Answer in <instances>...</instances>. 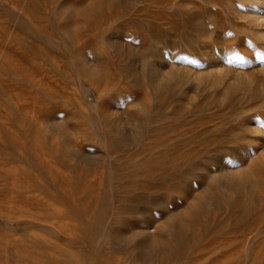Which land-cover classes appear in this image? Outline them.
I'll list each match as a JSON object with an SVG mask.
<instances>
[{
	"label": "rangeland",
	"instance_id": "374dc122",
	"mask_svg": "<svg viewBox=\"0 0 264 264\" xmlns=\"http://www.w3.org/2000/svg\"><path fill=\"white\" fill-rule=\"evenodd\" d=\"M263 99L264 0H0V264H264Z\"/></svg>",
	"mask_w": 264,
	"mask_h": 264
},
{
	"label": "bare ground",
	"instance_id": "6f19581e",
	"mask_svg": "<svg viewBox=\"0 0 264 264\" xmlns=\"http://www.w3.org/2000/svg\"><path fill=\"white\" fill-rule=\"evenodd\" d=\"M259 83H260V81H259ZM259 83H258V86H259ZM251 85H253L252 83H251ZM255 85V84H254ZM253 85V86H254ZM261 85V84H260ZM248 88V87H247ZM246 88V89H247ZM255 88H256V85H255ZM249 89H251V88H249ZM248 89V92L250 91ZM254 89V88H253ZM260 89H261V87H260ZM255 91V90H254ZM257 91H259L258 90V87H257ZM250 92H252V90L250 91ZM261 92V91H260ZM263 93V92H262ZM250 94V93H249ZM256 94V93H255ZM261 95V94H260ZM260 95H259V97H260ZM246 96V95H245ZM256 96H257V94H256ZM250 97V96H249ZM258 96H257V98H259ZM245 98V97H244ZM248 98V97H247ZM251 98V97H250ZM248 101H249V98L247 99ZM264 100V99H263ZM262 100V101H263ZM245 101H246V99H245ZM252 101H253V99H252ZM256 101L258 102V100L256 99ZM254 102H255V100H254ZM256 102V103H257ZM260 102V104L259 105H261V101H259ZM258 104V103H257ZM256 104V106H258ZM250 105V104H249ZM230 106V105H229ZM253 106V105H252ZM255 107V106H254ZM259 107V106H258ZM257 107V108H258ZM250 108H252V107H250ZM256 108V109H257ZM253 109V108H252ZM255 109V108H254ZM253 109V110H254ZM264 109V108H263ZM247 110V109H246ZM249 110H247V112H248ZM250 112V111H249ZM261 112H264V111H261ZM261 112H259L258 113V115H257V113H256V115H257V117L256 116H254V114H253V116H251V117H246L245 115V117L243 118V120H248V121H257V122H260V123H262V126H263V128H264V113L262 114ZM242 115V114H241ZM259 117V118H258ZM264 132V131H263ZM244 134V133H243ZM262 136H264V133H263V135ZM264 138V137H263ZM229 139V141H232V142H235L236 144L238 143V144H240L241 145V147L243 148V150H245V147L246 146H242V145H244V140H245V137L244 138H240V139H232V138H228ZM246 144V143H245ZM223 146H222V144H220V145H218V147L217 148H222ZM240 149V148H239ZM247 150V149H246ZM241 151V150H240ZM204 152V151H203ZM214 152V151H213ZM233 152L234 151H231L230 152V154H233ZM238 152V151H237ZM240 153V152H239ZM238 159V158H237ZM234 160V159H233ZM255 169V168H254ZM257 170H258V168H257ZM190 171V170H189ZM254 172V171H253ZM253 172H252V168H248L247 170H244L243 172H241V175L239 176V177H237V178H235V177H232V176H229L228 178H216L215 180H216V182H219V184H221V185H224L226 188H228V189H230L231 190V192L233 191V192H235V193H237L238 195H240V194H243L242 193V189L244 190V193H245V195L247 196V194L249 193V194H254V195H252V196H255L256 194H258L259 192L264 196V172L262 173V176L261 177H259L258 179H254L253 178ZM261 172V171H260ZM234 176V175H233ZM204 182V181H203ZM216 186H218V185H216ZM221 188V187H220ZM229 190V191H230ZM245 196V197H246ZM256 196H258L259 197V195H256ZM239 197H241V195L239 196ZM253 198V197H252ZM254 200V199H253ZM202 209V213L203 214H205L204 213V211H203V208H201ZM209 214V213H208ZM205 216V215H204ZM205 218H206V216H205ZM175 218H173V219H171V222L173 223L174 221H176V220H174ZM178 221V220H177ZM188 227V226H187ZM206 227V226H205ZM198 228V227H197ZM201 228V227H200ZM204 230H205V228L204 227H202ZM199 229V228H198ZM193 230V229H192ZM191 230V231H192ZM196 230V229H195ZM200 231H201V229H199ZM209 230V229H208ZM174 231V230H173ZM187 232V230H186V228H185V226H183L182 224H178L177 225V229H176V231L175 232H173V238H174V242H172V243H164L163 242V244H160V245H163L165 248V251H166V256H165V258H163L158 264H177L178 262H180V259H182V258H180V256H181V253L183 252V251H185V249L184 250H182L181 251V249H182V243L181 242H183V237L187 234L186 233ZM208 232V231H207ZM211 232V231H210ZM204 233V232H203ZM203 233H202V236H204L203 235ZM189 234V233H188ZM187 234V235H188ZM207 234V233H206ZM209 234V233H208ZM193 235H197V234H193ZM199 235V234H198ZM206 236H208V235H205V237ZM186 239H187V237H186ZM189 240V239H188ZM140 246V245H139ZM159 247V246H158ZM156 249H157V247H156ZM160 249H162V248H160ZM163 249V250H164ZM154 250V249H153ZM162 250V251H163ZM158 251H161V250H157V252ZM149 252V251H148ZM154 252V251H153ZM145 253V252H144ZM148 254V253H147ZM147 254H145V255H147ZM150 254V253H149ZM140 256H141V254H139ZM162 256H164L163 254H161ZM142 256L144 257V254L142 253ZM147 257V256H146ZM142 258V257H141ZM143 259V258H142ZM152 259V257H151V255H149L148 256V260H151ZM147 261V260H146ZM150 262V261H149ZM147 263H148V261H147ZM155 263V262H154Z\"/></svg>",
	"mask_w": 264,
	"mask_h": 264
},
{
	"label": "snow or ice",
	"instance_id": "6c2138e0",
	"mask_svg": "<svg viewBox=\"0 0 264 264\" xmlns=\"http://www.w3.org/2000/svg\"><path fill=\"white\" fill-rule=\"evenodd\" d=\"M235 58L236 59H241V57L239 56V54H237Z\"/></svg>",
	"mask_w": 264,
	"mask_h": 264
}]
</instances>
